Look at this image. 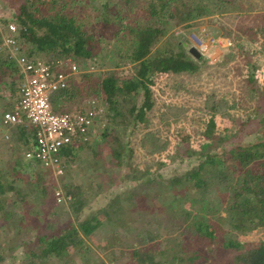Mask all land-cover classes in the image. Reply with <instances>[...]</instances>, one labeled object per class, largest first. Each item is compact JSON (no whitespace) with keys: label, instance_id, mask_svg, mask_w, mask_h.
Returning a JSON list of instances; mask_svg holds the SVG:
<instances>
[{"label":"rangeland","instance_id":"obj_1","mask_svg":"<svg viewBox=\"0 0 264 264\" xmlns=\"http://www.w3.org/2000/svg\"><path fill=\"white\" fill-rule=\"evenodd\" d=\"M60 2L66 5V11L75 16L81 30L94 35L95 51L102 54L90 61L92 70L87 66L88 64H85L80 71L92 72L98 76L109 68L105 62L110 60L103 59V54L110 51L111 44L119 43L118 40L122 39L118 29L120 18L127 11L126 7L116 0H60ZM236 2L240 5L236 11L226 13L214 11L210 15L189 22V26L185 24L173 26L169 35H173L183 43L188 41L187 46L183 45L187 52L190 46H194L188 39L192 31L202 37L205 42L208 41L209 36L220 41L216 47H210L205 55H201L196 72L168 73L155 78L151 85L153 104L147 110L144 121L136 125L130 122L117 125L112 122L113 115L105 112L98 121V135L95 136L92 144L81 146L73 158L67 157L63 175L56 176L38 164V166L23 168L22 157L28 145L24 147L22 141L16 137L15 126L0 128V170L2 172L0 175L20 192V196H14L12 192L7 195L3 206L7 215L6 217L0 215V252L5 256V260L0 264H27L23 258L21 244L32 237L28 224L34 222L35 218L45 217L44 202H48L49 205L57 203L54 192L58 188L64 194L71 196V199L65 203H57L62 204L64 208L67 207L72 200V194L65 192L66 185L74 188L82 184L86 187L91 186L88 188L98 192L102 190L97 197L92 198L86 208L100 217L102 216L101 208L107 206L115 194L125 192L123 197L130 195L128 187L133 183L126 181L125 178L148 169L156 175L153 185L157 186L159 182L167 187L161 198H170L167 193L175 191L173 196L178 201H173L172 206L188 210L192 215L197 212V209L202 210L200 200L204 198L203 194L199 195V198L195 197L194 200L191 199L194 198L193 196L187 198L188 190L196 192L199 189L192 190L189 185H186L176 187V190H169L174 187L167 183L169 177L183 173L195 163L185 157L186 147L198 149L207 140L204 132L211 118L214 119L213 133L216 136L237 134L236 137L230 138V143H237L239 139L241 144L250 143L264 136L256 130V128L258 130L264 128V103L259 100V83L257 82L258 85H256L252 80L254 76L258 81L256 74L264 68V0H236ZM105 3L109 4L106 10L103 8ZM17 4L18 0H0L1 36L7 34L5 26L9 20L12 21ZM2 20H5V23ZM178 27L183 28V34L176 33ZM109 39L111 42H108ZM208 56L217 57L218 60L213 62ZM79 65L82 66L81 63ZM115 70L121 75H130L133 72L130 64H121ZM6 72L7 70L3 69L0 71V79ZM2 87L3 85L0 84V90L3 89ZM2 93L3 97L8 95L7 92L0 91V98H3ZM91 96L105 98L102 94H91L82 100ZM260 104H262L261 107H259ZM10 109L5 110V107L0 104L1 122L2 111ZM249 117H251L250 121ZM247 120L248 122L244 123ZM104 121L108 123L107 127L101 125ZM107 129L110 132H106ZM104 134H108L111 138L115 136L122 142H128L129 148L132 149L131 169L125 163L121 166L114 164L110 146L106 142L111 138L105 137ZM178 143H181L180 146ZM224 143L215 141L217 154L223 151ZM175 152L180 156L173 158ZM227 166L226 170L220 168L214 169L215 171L206 167L205 192L208 193L207 201L213 208L207 207L208 210L202 211L213 225L222 228L224 232L228 230L227 223L224 221L226 218L224 208L227 203L225 198L235 179L230 169V162ZM113 180L117 181L113 182ZM101 182L104 185H101L99 189L97 183ZM44 187L46 189L43 190ZM41 190L45 193L44 198H40L41 194L43 195ZM184 192L186 196L180 197ZM219 192L223 198L220 197ZM136 194L137 201L133 205L131 202L123 201L122 217L117 223L103 222L89 237L83 238L80 245L71 252L73 264H127L128 253L133 248V242L146 238L147 229L153 233L159 230L162 222L152 216L156 209L160 208L162 201L160 198L150 197L144 190L137 189ZM218 204L221 207L218 208ZM82 217L83 213L80 214L79 219ZM263 235L264 229H258L237 236L243 240L253 241ZM155 242L157 243L155 240L140 243L141 249L150 251L158 247ZM152 245H154L153 248ZM203 263L198 258L194 261V264ZM219 263L220 259L217 255L208 261V264ZM55 264L72 263L56 261Z\"/></svg>","mask_w":264,"mask_h":264},{"label":"trees","instance_id":"obj_2","mask_svg":"<svg viewBox=\"0 0 264 264\" xmlns=\"http://www.w3.org/2000/svg\"><path fill=\"white\" fill-rule=\"evenodd\" d=\"M116 1H120L127 11L120 18L118 29L122 39L118 40L119 43L111 44L110 51L102 56L103 59L109 58L110 61L105 62L109 68L98 76L81 70L77 76L71 78L66 88L52 92L50 102L54 112H63L78 106L83 102L84 97L91 94H102L107 104L106 112L113 115V123L118 125L130 122L136 125L144 121L147 110L153 104L151 85L157 76L168 73H194L199 67L198 61L201 58L192 57L184 49L183 42L169 35L171 28L183 24L189 26V22L210 15L214 11L226 13L240 8L236 0ZM108 6L107 3L103 4L105 10ZM117 18L119 20V16ZM12 20L20 26L17 39L30 55H44L52 58L69 56L77 63H81L80 67H84L88 61L102 54L95 51L94 35L81 30L75 16L66 11V5L60 0H18ZM2 21L5 23V20ZM108 42L111 40L109 39ZM13 64V61L4 56L1 57L0 54V69L12 67L13 70ZM121 64L132 65L133 72L130 75L117 73L115 69ZM10 75L13 76L12 73ZM7 77L4 73L0 84L5 82ZM252 80L258 85L254 76ZM11 81L13 85L12 78ZM14 85L16 87V82ZM258 90L259 100L264 103V85H260ZM261 106L262 104L259 107ZM250 119L251 117L248 118L249 121ZM214 125V119L211 118L204 132L207 140L198 149L186 147L185 157L195 163L183 173L167 179L168 185L174 187L169 190H176V187L186 185H189L192 190L199 189L196 192L188 190L187 198L193 196L194 198L191 199L194 200L195 197L199 198V195L203 194L204 198L200 200L202 210L197 209V212L192 215L188 210L172 206L173 201H178L173 196L175 191L167 193L170 198H161L167 187L159 182L157 186L153 185L156 175L148 169L135 173L136 175L129 178L126 177V181L133 183L128 187L130 195L123 197L125 192L115 194L107 206L101 208L102 216L100 217L86 208L92 198L97 197L102 190L98 192L88 188L91 186L86 187L82 184L74 188L66 185L65 192L72 194V200L67 207L64 208L62 204L49 205L48 202H44L45 217L35 218L34 222L28 224L32 237L21 244L23 258L27 264H55L56 261H69L73 264L71 252L80 245L84 237H89L103 222L117 223L122 217L124 202H131L133 205L137 201V189L146 191L150 197L160 198L162 209H156L152 217H157L162 222V226L156 233L147 229L146 238L133 242V248L128 253L127 264H183L185 262L194 264L196 258L202 260L203 264H208L214 255L219 257V264H264V235L253 241L243 240L237 236L264 229V156H262L264 136L250 143L241 144L240 139L237 143H230V138L236 137L237 134L231 133L218 137L213 133ZM108 129L106 132H110ZM256 130L264 135V128L260 130L256 128ZM106 135L105 137L111 138ZM30 141L32 138L27 139L26 143ZM215 141L225 142L221 154L215 151ZM106 142L110 146L114 164L121 166L125 163L131 169L132 149L129 148L128 142H122L115 136L107 139ZM90 144L92 143L85 145ZM180 144L178 143L179 146ZM76 151L77 149L74 151L65 149L64 154L73 158ZM177 156H180L179 153H176L173 158ZM229 162L235 179L225 198L227 203L224 208L226 217L224 221L227 223L228 230L224 232L222 228L213 225L202 211L213 208L210 207L207 201L208 193L205 192L206 167L212 168L213 171L220 168L226 170ZM116 181L113 180V182ZM97 184L99 189L101 185H104L102 182ZM10 192L14 196H20V192L12 186L11 182L4 180L0 175V215H3L2 217L7 215L3 206ZM41 193L43 195L41 194L40 198H44L45 193L42 190ZM184 196H186L185 192L180 197L184 198ZM220 197L223 198L221 194ZM219 207H221L220 204H218ZM81 213L83 217L79 219ZM153 240L157 241L155 243L158 247L153 248L154 245H152L153 249L150 251L141 249L140 243ZM4 260L5 256L0 252V262Z\"/></svg>","mask_w":264,"mask_h":264},{"label":"built area","instance_id":"obj_3","mask_svg":"<svg viewBox=\"0 0 264 264\" xmlns=\"http://www.w3.org/2000/svg\"><path fill=\"white\" fill-rule=\"evenodd\" d=\"M5 27L7 34L1 36L0 54L14 62L21 76L18 83L19 97L10 110L2 113V123L11 126L27 122L33 128L34 142L25 150V159L34 160L43 169L61 176L67 160L64 150L74 151L81 145L92 143L98 135V121L107 110L106 101L91 96L69 110L54 112L50 102L51 93L68 86L71 78L81 72L79 63L69 56L52 58L30 55L17 39L20 31L18 23L9 20ZM177 29L176 33H184L183 28ZM188 39L201 55H205L210 47H216L220 41L209 36L205 42L193 31ZM228 45L232 46L230 43ZM208 57L213 62L218 60L214 56ZM89 63L87 66L92 70L93 66ZM256 76L259 85H264V68ZM101 125L107 127L108 123L104 121ZM54 198L57 203H65L71 196L58 188Z\"/></svg>","mask_w":264,"mask_h":264},{"label":"crops","instance_id":"obj_4","mask_svg":"<svg viewBox=\"0 0 264 264\" xmlns=\"http://www.w3.org/2000/svg\"><path fill=\"white\" fill-rule=\"evenodd\" d=\"M13 66H14L13 70H12V67L3 69L4 71L7 70L6 74H9V76L6 78L7 80L5 82H2L1 85H3V87H2L3 89L0 90V91H3L4 93H6V92L8 93V95H5V97H3V93H2L1 97H3V98H0V101L1 100L3 101L2 103L0 102V104L5 107V110H7V108L10 109V107L13 104V102L15 100H17L18 97H19L18 83H19V78H20L21 74L19 72V68L15 64H13ZM1 70L2 69H0V71ZM10 73H12L13 76L10 75ZM11 78L14 81V83L16 82V87H15L14 83H13V85H12V83H10V82H12ZM3 112L4 111H2V113ZM6 126L7 125H4L0 121V128H5ZM11 126H15V128H16V137H18L19 141L20 140L22 141V145L24 144V147H25L26 144L29 145V144H32L34 142V131H33V128L27 122H24L22 124H17V125H11ZM29 138H32V141L26 143V140L29 139ZM11 160H12V162H14L13 158ZM22 160H23V163H21V165H22L23 168L25 167V169L28 168L29 166L30 167L38 166L37 165L38 163L36 161H34V160H26L24 158V156L22 157ZM15 163H16V160H15Z\"/></svg>","mask_w":264,"mask_h":264},{"label":"water","instance_id":"obj_5","mask_svg":"<svg viewBox=\"0 0 264 264\" xmlns=\"http://www.w3.org/2000/svg\"><path fill=\"white\" fill-rule=\"evenodd\" d=\"M188 44H189L188 41H186L185 43H183L184 46H187ZM188 53H189L192 57H194V58H196V59L201 58V53H200V52H199L194 46H190V47L188 48Z\"/></svg>","mask_w":264,"mask_h":264}]
</instances>
